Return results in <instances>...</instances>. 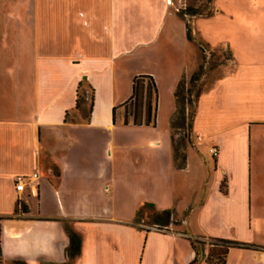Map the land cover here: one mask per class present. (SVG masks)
<instances>
[{"label": "crops", "instance_id": "1", "mask_svg": "<svg viewBox=\"0 0 264 264\" xmlns=\"http://www.w3.org/2000/svg\"><path fill=\"white\" fill-rule=\"evenodd\" d=\"M186 4L0 0V264L64 263V221L82 237L74 264H191V240L210 238L253 245L227 264H264V0L182 17ZM187 24L231 60L211 72L178 168L175 91L200 67ZM140 75L157 84L155 127L125 123ZM165 210L179 223L151 224Z\"/></svg>", "mask_w": 264, "mask_h": 264}, {"label": "trees", "instance_id": "2", "mask_svg": "<svg viewBox=\"0 0 264 264\" xmlns=\"http://www.w3.org/2000/svg\"><path fill=\"white\" fill-rule=\"evenodd\" d=\"M212 1V0H210ZM180 15L182 17H193L197 15H211V13L204 14L197 8H186L182 10ZM188 39L190 42L199 46L202 52L208 50V46L202 42H196L193 35V30L190 24H187ZM206 55V53H205ZM205 74V65H200L197 72L190 78V88H187V79L183 77L179 82L176 91L175 99L177 110L172 122V142L174 149L175 163L178 168H184L187 161V148L192 141V122L196 114V104L204 90L198 87L203 75ZM82 97L79 96L77 100V108L82 106ZM158 88L152 76L140 75L133 80L132 96L125 106L128 114L125 120L126 124L132 123L136 126H156L157 110H158ZM67 119V118H66ZM184 131L183 137L177 142L174 131ZM149 204H147L148 206ZM28 207L23 202H18L15 210V215L27 213ZM5 217H0V263H3V253L1 246L2 222ZM179 223L176 214L171 210L155 211L151 217V224L157 225L159 228H165L171 224ZM65 229L70 239L69 246L66 250L67 260L62 264H74L75 260L81 254L82 237L77 233L68 221H64ZM191 245L196 252V258L191 264H199L205 258V248L208 247V254L206 260L209 264H227L229 252L232 248H250L253 245L244 244L237 241L210 238L208 241L204 239H193Z\"/></svg>", "mask_w": 264, "mask_h": 264}, {"label": "rangeland", "instance_id": "3", "mask_svg": "<svg viewBox=\"0 0 264 264\" xmlns=\"http://www.w3.org/2000/svg\"><path fill=\"white\" fill-rule=\"evenodd\" d=\"M210 2H211L210 0H187L186 7H184L183 10H185L186 8H197L200 10V12H203L204 14H206L209 12ZM196 46L199 52V66L205 65V74L203 75L202 79L205 77L206 74L209 73L207 79L204 82L200 81L198 85V87H201L202 90H205L210 84V82L212 81V78L210 77V75L212 74L211 72L216 69H219V67L228 65L231 60V53L227 49L212 50L209 47L207 48L208 50H206V52H202L199 49V46L198 45ZM189 81H190V78L187 80V88H190L191 86ZM174 135L178 142L181 139V137H183L184 131H181V130L174 131ZM263 224H264V221H263Z\"/></svg>", "mask_w": 264, "mask_h": 264}, {"label": "built area", "instance_id": "4", "mask_svg": "<svg viewBox=\"0 0 264 264\" xmlns=\"http://www.w3.org/2000/svg\"><path fill=\"white\" fill-rule=\"evenodd\" d=\"M199 140H201V138L199 137ZM210 153L213 155L214 158H217L219 156V150L216 147H212L210 149ZM35 177H37V174L34 175ZM25 177L22 176H18L16 178L15 184H16V189L19 192H22L25 190L26 184H25Z\"/></svg>", "mask_w": 264, "mask_h": 264}]
</instances>
